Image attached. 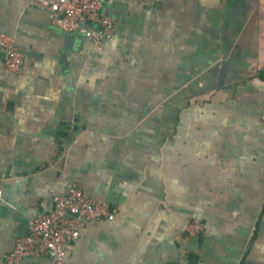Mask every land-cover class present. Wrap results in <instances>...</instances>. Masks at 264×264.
<instances>
[{
	"label": "crops",
	"instance_id": "0c3cea01",
	"mask_svg": "<svg viewBox=\"0 0 264 264\" xmlns=\"http://www.w3.org/2000/svg\"><path fill=\"white\" fill-rule=\"evenodd\" d=\"M33 1L0 0V264L74 185L117 213L69 264H264V0H103L99 47Z\"/></svg>",
	"mask_w": 264,
	"mask_h": 264
},
{
	"label": "built area",
	"instance_id": "2783aa9c",
	"mask_svg": "<svg viewBox=\"0 0 264 264\" xmlns=\"http://www.w3.org/2000/svg\"><path fill=\"white\" fill-rule=\"evenodd\" d=\"M103 0H34L32 6L51 12L54 25L62 32L78 34L99 47L114 38L116 21L102 15ZM0 58L5 68L21 73L23 56L15 46L14 37L0 31ZM264 130V114L261 116ZM117 208L97 197L88 196L74 185L67 196L57 200L55 208L40 215L29 226L28 233L18 239L14 249L1 259L3 264H17L22 259L48 257L52 264L67 262L68 246L79 239L85 223L113 220ZM204 230L201 222L188 229L191 236Z\"/></svg>",
	"mask_w": 264,
	"mask_h": 264
},
{
	"label": "trees",
	"instance_id": "16d2710c",
	"mask_svg": "<svg viewBox=\"0 0 264 264\" xmlns=\"http://www.w3.org/2000/svg\"><path fill=\"white\" fill-rule=\"evenodd\" d=\"M261 75H262V78H264V71L262 72V74H261Z\"/></svg>",
	"mask_w": 264,
	"mask_h": 264
},
{
	"label": "water",
	"instance_id": "95a60500",
	"mask_svg": "<svg viewBox=\"0 0 264 264\" xmlns=\"http://www.w3.org/2000/svg\"><path fill=\"white\" fill-rule=\"evenodd\" d=\"M59 131L62 132V131H64V130L60 128Z\"/></svg>",
	"mask_w": 264,
	"mask_h": 264
}]
</instances>
